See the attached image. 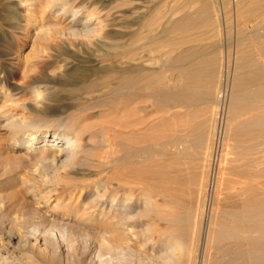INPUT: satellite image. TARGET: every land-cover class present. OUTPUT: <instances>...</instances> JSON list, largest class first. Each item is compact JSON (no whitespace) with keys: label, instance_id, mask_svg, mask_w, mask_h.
I'll return each mask as SVG.
<instances>
[{"label":"bare ground","instance_id":"bare-ground-1","mask_svg":"<svg viewBox=\"0 0 264 264\" xmlns=\"http://www.w3.org/2000/svg\"><path fill=\"white\" fill-rule=\"evenodd\" d=\"M216 1L217 0H171V5L169 6L170 15L168 16L167 13L168 18L163 21L158 11L157 14L153 13L156 3L155 5L149 6L151 2L147 5L145 4L147 0H118V8L133 4L131 7V14H133L132 18H129V20L126 19V22L124 20L125 24H121L122 27H130L133 29L130 31H113V36L121 39V42H113L111 44L115 49L121 47V49H117L114 52V55H127V60L123 66H119L120 68L114 64H108V66L103 64L105 65L103 72L107 77H113L112 75L114 72H119V79H117L115 83L111 80H107L100 88L94 87L97 81H91L90 86L92 89L83 91L68 90V96H63L60 95V92L57 90H53L52 88V90H50L49 85L43 86V88L41 86L25 90V86L21 85L20 82L16 80L15 76H18L20 80L27 77L30 66L23 64L22 60L17 56L16 50H12L11 46L6 44L8 36L5 35L4 29L6 27L4 25H9L10 27L16 25V28H24L25 31L28 32L34 29V31L31 32L32 34L29 33V38H31L33 42L32 49L34 50V56L37 57V60L35 62L33 61V65L38 68V66H41L40 63H44L42 59L54 55L49 53L47 49L46 40H48L49 37L55 38L64 35L99 37V35H102L106 30L107 19L103 16V13H100L96 8H90V6H92V0H0V18L4 20L2 21L4 25L0 23V115H5V119L0 124V132L4 130V134L7 133L5 140L9 148L13 151L25 149L23 152L24 154L27 153V155H21L19 157H9L12 159V162H0V169L3 174H8L14 168L18 167V165H22L21 162L26 159H28V161L34 159L33 168L37 166V168L45 174L52 171L51 168L58 169L70 165L75 166L76 161L82 154L93 150L92 147H89L88 140H94L97 137L95 130H93V128L96 127V123H90L86 120L90 117H97L98 119L99 116L105 112L108 116L106 117L105 115V118L98 119L101 120L97 123L98 125L100 124L98 131L102 133V135H100L102 136L101 141H104L106 145L111 148L109 149L108 146H106L107 148L105 149L108 150L105 151V155L102 157H109V155L116 154L119 151L123 152V154L115 159L100 161L101 166H111L112 164L118 163L120 159L126 161L131 156L136 157V162L133 161V163L137 165L132 168L131 171L134 173L133 175L131 173L129 174L128 171L121 172L119 170L109 173L108 176L102 178V180L97 183V186L90 189L92 190L90 193L93 191L97 192L96 196L94 195L95 197L82 204L83 208L77 205L80 199L76 200L74 206L67 204L69 201L63 206L62 202H60L61 197L58 198L55 204L50 207L51 214H47L49 215L48 221L50 224L57 225L58 223L63 231H65L69 227L74 226L75 221L81 222L85 220L86 225L89 226L106 220L111 223V227H108L110 243L106 244L107 242L104 243V240H100L99 243L106 249L119 251L120 249L127 248L126 243L128 242L124 239L125 237L127 239H131L132 236V238H135L137 225L134 219V212L137 211L139 207H142L143 209L140 211V216H142L143 219L148 220L147 215L156 211L162 219L168 221L167 225L164 227L165 231L169 232L168 236L166 235L157 240L153 238L151 240L149 236L145 237V239L147 238L148 240L146 244L149 242L154 244L150 250V264H193L195 260V264L197 263V258L194 256L193 242L190 244L187 240L190 233L188 230L190 228L187 227L183 230L180 228V222L184 220L182 218L180 219L182 215L178 216L179 218L171 215L173 218L171 216L169 218L168 216L170 213L168 212L167 214L165 210L160 208V205L169 206L171 204L170 200L172 198H170V196L178 197V189L180 187H174V184H178L182 182V180H185L184 174L180 172L183 171L182 168L177 167L175 165L176 162L169 163L167 160H165L166 162L161 161L158 166L156 165L157 170L154 171L156 173V182L154 180L153 182L159 184V198H156L151 190H145L143 187V185H145L144 172L146 171H144L140 158L144 152V146L141 145V143L145 137V132L143 130L145 126L144 116L142 115L144 106L142 102L146 87L144 81L146 77L145 73L151 69V67L146 66L149 63H147L148 54L145 51H147L149 45L157 44L156 40L159 39L161 35H164L162 32L164 31L165 33L166 27L172 31H180L179 33L182 31L186 32V37L183 35V38L178 36L175 38L171 33H169L168 36L167 34L165 35V38L167 36L169 42L171 39L180 38L178 39L179 43L184 42V44L189 40L187 36L188 32L194 27H198V29H200L199 27L204 28L212 21L214 23L213 28L217 29V31L221 30L222 21L224 20L227 22V16L222 10V13H220L216 5L217 3H215ZM232 3L237 7L238 12V14H236L238 22L234 28V49H226L223 55H221V53L219 54L220 51H213L211 53L200 52V49L198 50L195 46L194 48L188 47L183 50L177 47L181 52L176 54L175 60H186L189 62L192 57L201 58L205 56L206 58L205 60L202 58L201 61L198 59L201 64L199 63L195 66L191 65L192 67H189V64H193V61V63L190 62L187 64L189 66L185 67L186 64H184L183 67L181 66L183 71L181 74L184 73V75H182L184 81L183 84L174 85V92L169 88V83L164 84L168 90L163 88V91H166V101L173 99L180 108H188L198 101L204 103L208 100L212 101L213 112L211 113L213 115V125L215 126V130L214 132L212 131V133L215 135L218 130L217 126H219V117L222 114L220 110L224 100L223 97H225V82H227L226 79L228 75L232 77V87H230V89L232 88L233 91L229 104L231 115H233L234 119L228 124L227 134L238 141V152H234L235 154L237 153L238 163L233 166L232 163L235 159H226H229L230 162L233 161L231 163L233 168L230 167L229 171L233 170V172L240 177L236 182L241 185L239 188L235 189V187L232 186V182H230L229 188H233V190H231L227 196L235 199L237 198V201L231 208H221L222 210L219 213L216 212L219 215H214V217L211 215L209 217V226L203 252L200 259L198 258L199 264H264V0H232ZM47 9H52L53 12H56L53 16L54 18L58 17V19L60 18L61 20L64 18L63 21L65 20V22L52 21V24L44 23L43 16L39 15L40 17H38L36 13L37 11H46ZM121 11L120 14L113 16L115 20L118 19L119 15L124 16L126 13L125 9ZM68 13H70L69 17L66 16ZM202 34L204 35V33ZM123 38H126V40L122 41ZM143 38H146L144 42L141 41ZM191 38L196 40V36ZM165 40L166 39H164V41ZM219 40L221 41V38ZM176 41H173V43ZM159 42L160 41H158V43ZM179 43L176 42L175 44ZM124 56L122 58H124ZM202 60L205 61V64L206 62H211L210 69L213 68V71L211 70V77L202 79L201 76H203V72H207L209 68L207 67L209 64H203L204 61L202 62ZM155 62L157 63V61ZM204 65L206 67H204ZM33 68H31L32 71ZM157 72L159 73L158 70ZM154 76L155 75H153L154 79H150L148 86L152 89V92L156 90V92L160 93L159 90L162 88L159 89L157 85L153 86V82L159 79H155L157 75ZM79 78L80 80L82 79L81 77ZM83 79L85 78L83 77ZM114 80L116 79L114 78ZM159 81L157 82L160 83ZM26 93H29V96L27 99H23L21 96ZM164 102L165 101L162 103ZM178 106L173 110L174 112L179 111V109H177ZM71 108L73 109L68 112ZM19 109L21 110L19 111ZM198 113L199 110L195 111L194 109H190L183 117L184 120L187 121L183 122V119L181 120L182 123L178 121L177 125L179 127L181 125L184 126L181 128L183 134H176L178 128H174L173 126L174 124L177 126L176 123L170 125L171 128H174L173 130L171 129L172 134H168L165 130V132L160 131V139L164 136H171V140H167L166 137L164 138V140L166 139L165 142L161 141L163 138L159 140L158 143L160 147L158 150L166 154L169 148L168 144L176 146L181 143L183 146L178 148L180 153L192 147L195 148L197 153L202 149L203 154L200 151L202 163L198 165L205 166V162L211 159L213 154L211 155L209 152L210 145L207 143L208 134H206L204 128V120H199L188 125L189 119H187L188 116H191L190 114L197 116ZM172 117L173 116H171V118ZM196 118H199V116ZM94 120H96V118ZM164 121L163 119L162 122ZM162 122L160 121L158 124ZM162 125H164V123H162ZM167 131H169V129ZM193 132L196 133V136L192 140L184 137L185 135L193 134ZM87 137H89V139H87ZM171 148L172 146H170V149ZM173 153L175 154V152ZM170 154L171 153L167 155ZM177 154L179 155V153ZM197 155H199V153ZM160 159L162 158L160 157ZM152 166H154V164ZM209 166H211V164H209ZM19 177H21V175ZM204 179L206 180V178ZM204 179L202 181H204ZM197 181L199 182L198 179ZM21 182L25 183L26 180L22 179ZM200 183L202 182L200 181ZM204 185L203 183L201 184L199 188L200 191H198L199 193L196 190L199 196H202L200 197L201 201L205 200ZM30 191L38 204H41L42 201L47 205L49 204L50 201L45 198L44 194L37 196L40 194L39 189L31 188ZM203 205L205 206V204ZM189 207L192 208L190 205ZM195 215L203 219L205 216V208L198 204L195 209ZM189 216L190 214L188 213L184 218H190ZM55 217H58V220H56ZM73 217H75L74 220L72 219ZM151 221H146V228L144 230H146L147 233H151L153 230V223L155 222ZM146 232L145 234L147 235ZM163 232L164 230L161 233L163 234ZM180 232L186 237L179 236L178 234ZM127 234H131V237H127ZM193 239L194 236L192 235L191 241H193ZM212 248L214 250H211ZM9 256L15 257V254L0 247V260H2L3 263L6 262ZM164 259H167V261Z\"/></svg>","mask_w":264,"mask_h":264},{"label":"rangeland","instance_id":"rangeland-1","mask_svg":"<svg viewBox=\"0 0 264 264\" xmlns=\"http://www.w3.org/2000/svg\"><path fill=\"white\" fill-rule=\"evenodd\" d=\"M92 1H93L91 3L92 6H90V8L91 7L96 8L98 11H100V13H103V16L107 19L106 20V24H107L106 30L102 33V35L100 34L99 37L98 36H95V37L77 36L76 37V36H65V35L62 37H55V38L49 37L48 39L49 41L46 40V45L48 47L47 49L49 53L54 54V55H52L51 57H47L46 59H42L44 60L43 61L44 63H40L41 66H38V68H36L37 66L33 65V63L37 60V57L34 56V50L32 49L33 42L31 38H29V33L32 34L31 32H33L34 29H32L31 32H28V31H25L24 28H16L15 27L16 25H14L13 27H10L9 25H4V23L2 22L4 20H1L0 18V23H2V25L6 27L4 29L6 33L5 35L8 36V41L6 42V44L10 45L12 50H16V54L17 56H19L20 60H22L23 64L30 66L29 74L27 75V77L20 80L18 76H15L16 80L19 81L21 85L25 86L26 88L25 90H30V88L34 89V88H38L41 86L43 88V86L49 85L50 90L52 89L57 90L60 92V95L68 96V90L83 91V90L92 89V87L90 86L91 81H94V82L97 81L94 87L100 88L104 85L103 83H105L107 80H111L115 83L117 79H119V74H120L119 72H114L112 75L113 77L111 76L107 77L105 76L103 69L105 65L108 66V64H114L117 67L123 66L125 64V61L127 60L126 54H125L126 56H124V54L114 55V52L117 49H121V47L115 49L114 47L111 46V44L113 42L114 43L121 42V39L115 38L113 36L114 35L113 31L114 32H118L122 30L130 31L131 29H133L130 27L126 28V27L121 26V24H125L124 20L126 22L127 20H129V18L130 19L132 18L133 14H131V7L133 4L125 5L122 7L120 6L121 8H118L117 7L118 0H95V1L92 0ZM155 3H156V7L153 13L157 14V11H158L159 15L162 16L163 21H165L168 18L167 13H168V16L170 15L169 6L171 5V0L170 1L169 0H147L145 4L152 6V5H155ZM215 3H217L216 5L220 13L224 11L225 15L227 16L226 20L228 23L223 20L221 30L217 31V29H214L213 28L214 23L212 21H210V24L212 25L209 24L205 26L204 28L199 27L200 29H198V27H194L188 32L187 36L189 40H187L184 44V42L179 43L178 39L183 38V35L184 37H186V32L182 31L181 33H179L180 31H172L171 29H168V27H166L165 33L164 31L162 32V34H164L163 35L164 37L161 35L160 38L156 40L157 44L149 45L147 51H145L148 54L147 55L148 62L147 61L146 62L149 63L146 66L151 67V69L147 71V73H145L146 77L144 81H145L146 87H145V95H144L143 102H142V105L144 106V109H143L144 112L142 111V115L144 116L145 126L143 130L145 132L144 134L145 137L141 143V145L144 146V152L140 158L142 160L141 163L144 167V171H146L144 172L145 173L144 175L145 185H143V187L145 190H148V191L151 190L154 196L156 198H159L160 197V195L158 194L159 184L155 183L156 173L154 172L155 170H157L158 164L161 161L163 162L167 160V162L169 163L176 162L175 165L179 168H182L183 171H180V172L184 174L183 176L185 177V180H182V182L178 184H174V187L176 186L177 188L180 187L178 189V192H179L177 195L178 197L170 196V198H172L170 200L171 204L169 206L160 205V208L162 210H165L167 214L168 212L170 213V215L168 216L169 218L171 215L177 218H179L178 216L182 215L180 219L182 218L184 220H181L183 222H180V228H182V230L187 227L190 228V229L188 228L189 230L187 229L188 232H190L187 240L189 241L188 243L190 244L193 242L192 245L194 246V256L197 258L196 264H199V259L203 252L205 238H206L208 226H209V222H208L209 217L211 215L214 217V215H217L222 209H225L228 207L231 208L237 201V198L235 199V198L227 196L228 193L231 190H233V188H229L230 182H232V186L235 187V189L239 188L241 185L240 183L236 182L240 179V177L237 176L235 172H233L232 170L233 166H235V164L238 163L237 153L236 154L234 153V152H238V148H237L238 141H236V139L234 140V138L230 137L227 134L228 124L230 121H233L234 119L233 115H231V109H230V104H229L230 103L229 100H231V93L233 91L232 88L230 89V87H232L231 86L232 77L231 75L230 76L228 75L226 79L227 82H225V86H226L224 90L225 97H223L224 100H223L221 110H220V113L222 114L219 117V120H220L218 123L219 126H217V129L219 131L217 130L216 131L217 134L215 135L212 133V131L214 132L215 130V126L213 125L214 121L212 120L213 115L211 113L213 112V105H212L213 102L212 101L208 100L205 103L198 101L194 103L192 106H189L188 108L187 107L180 108L176 104V102L173 101V99H171L173 102L171 100L169 101L167 100L168 102L166 101L165 99L166 91H163V88L165 90H168L164 84L169 83L168 84L169 88L172 89L171 91L174 92L173 87L177 86L178 84H183L184 77L182 75H184V73L181 74V72H183L182 67L184 66V64H186L185 67L189 65H190L189 67H192L200 63L198 59H200L201 61L202 58L204 60L206 58L205 56L204 57L202 56L201 58L192 57L189 62L186 60H175V56H177L176 54L181 52L179 51V49L183 50L184 48H188V47L194 48L195 46V48H198V50L200 49L199 50L200 52L211 53L213 51H216V52L220 51L219 54L221 53V55H223L226 49H231V50L234 49L235 47L234 28L236 27V24L238 22V18H236L237 17L236 14H238L237 7L232 3V0H217ZM220 3L223 5H221ZM124 9L126 12L124 16L125 15L126 16L124 17V16L119 15L120 16L119 17L117 15L118 19L115 20L113 16L116 14H120V12H122L121 10H124ZM52 12H53L52 9H47L46 11L41 10V11H37V13L35 12L36 14H38V15L36 14L35 15L38 17L43 16V18L45 19V20L43 19V21L46 24H49V23L52 24L53 23L52 21L65 22V20L63 21L64 18L62 20L60 18L58 19V17L54 18L53 16L56 12H53V13ZM66 16L69 17L70 13L66 14ZM107 29H110V30H107ZM194 30H197V31H194ZM169 33L175 36V38L177 36L180 38H177L174 40L171 39L172 41L170 40L169 42L167 38ZM202 33H204V35ZM166 34L167 36L165 38ZM195 36H196V40H193V38L191 37H195ZM220 38H221V41L219 40ZM164 39L166 40L164 41ZM123 40H126V38H123L122 41ZM145 40L146 38H143V40L141 41L144 42ZM158 41H160L161 43L160 42L158 43ZM173 41H176L179 44H175L176 42L173 43ZM180 45L182 48L180 47ZM152 46L153 47L155 46V47L153 48ZM177 47L179 49H177ZM167 51H169L170 53ZM123 56L124 58H122ZM204 60H202V62ZM155 61H157V63ZM192 61L194 63L196 61V63L194 64ZM117 62H119L120 64ZM190 62H192L193 64H189ZM203 64H205V61ZM207 64H209L207 66L209 68L207 72L206 71L203 72L204 77L201 76L202 79L212 76L211 70L213 71V68L210 69L211 62L210 61L206 62L205 65ZM205 65L204 67H206ZM31 68H33V71ZM157 70L159 71V73L157 72ZM153 75L155 76L157 75V77L154 76L155 79L159 78L157 79V81L160 80L159 81L160 83H158L157 81L153 82V86L157 85L159 89L162 88L161 90H159L160 93L156 92V90L155 91L153 90L156 93L152 92V89L148 86L150 79H154ZM79 77H81L82 79L80 80ZM83 77L85 79H83ZM114 78L116 80H114ZM28 96H29V93H26L21 97L23 99L24 98L27 99ZM163 101L165 102L162 103ZM198 105L199 106L201 105V106L199 107ZM176 106H178L177 108L179 109L178 112L173 111L176 109ZM72 109L73 108L69 109L68 112L71 111ZM190 109H194L195 111L199 110V113L197 116H193L192 114H190L192 118L191 116L187 117V119H189L188 125L193 124L194 122H197L199 120L200 121L204 120V128L206 130V134H208L207 143H209L210 145L209 152L211 153V155L212 154L213 155L211 156V159L205 162L206 164L205 166L198 165L202 163V159H200L202 158V155H201L202 149H200L201 153L200 151L198 152L199 155H197L198 153L196 152L194 147L190 149L188 148L187 151L185 152L182 151L180 153L178 151L179 150L178 148H181L183 146V144L181 143V144H177L179 146L177 145L173 146L172 144H168L169 148L166 154H163L162 152L158 150L160 147L158 143L159 140H161L162 138H163V140H161L162 142H165L166 139L171 140V136L169 137L164 136L160 139V134H161L160 131L165 130L166 132H168V134H172L171 131L174 128H178V131H176V134H180V133L183 134V131H181V128H183L184 126L181 125L179 127L177 123L178 121L181 122L182 119H183L182 120L183 122L187 121V120H184L183 117L186 115V112L189 111ZM20 110L21 109H19V111ZM105 115L106 117L108 116V114H106L105 112L101 114L99 118L103 119L105 118ZM171 116H173L172 118L174 119H172ZM198 116L200 119L196 118ZM92 118L93 120L96 118V120L93 121ZM4 119H5V115L1 114L0 124ZM98 119L97 117H90L89 119L86 120L87 122H90V123H96L95 125L96 127L93 128V130H95L97 137L94 140L89 139V137H87V139H89L88 140L89 147H92L93 150L91 152L82 154V156L76 161L75 166L70 165V166H67V167L65 166V167H61L58 169L51 168L52 171L45 174V173H42L37 168V166L33 168L34 159L29 160V161L28 159H26L25 161L21 162L22 165H18V167L14 168L8 174H3L2 170L0 169L1 170L0 171V236H1L0 237L1 239L0 247H3V249L9 250L13 254H15V257L9 256V258L6 260L5 263H3L2 260H0V264H150V256H151L150 250L154 246V244H151L150 242L146 244L148 240L147 238L145 239V237L149 236V239L151 238L152 240L153 238L154 240H157L162 237H165L166 235L167 236L169 235V232H166L164 228L167 225L168 221L166 219H162L159 216V214H157L156 211L152 212V214L150 215H147L149 221L152 220L151 222L153 221L155 222L153 223V230L151 233H147L146 230H144L146 228V223H147L146 221L148 220L143 219L142 216H140L141 215L140 211H142L143 208L139 207L137 211L134 212V217H135L134 219L137 225L136 226L137 233L135 235V238H132L133 236L131 237V234H127L128 235L127 237L129 238L131 237V239H127L124 236L125 237L124 239L126 240V242H128L126 243L127 248L120 249L119 251L106 249L105 247H102L101 244L99 243L100 240L101 241L104 240V243L107 242L106 244L110 243V234L108 232L109 230L108 227H111V223L106 220L100 221V223H94L89 226L86 225L85 220L81 222L75 221V225L69 227L65 231H63V229L59 226L58 223L57 225L56 224L52 225L48 221L49 215L47 214H51L50 207H52L55 204L58 198L61 197L60 202H62L63 206H65V204L68 201L69 202L67 204L74 206V204L76 203V200L80 199L79 200L80 202L77 205L83 208L82 204L86 203V201L88 202L89 200H91V198L96 196L97 192L93 191L90 193V191H92L90 189L97 186V183L100 180H102V178L108 176L109 173L119 170L121 172L128 171V173L129 174L131 173L132 175L134 174L131 172L132 168H134L137 165L133 163V161L136 160L135 159L136 157L134 156H131L126 161H123L120 159L118 163L112 164L111 166L110 165L106 167L101 166L100 161L118 158V156L120 157L123 154V152L119 151L116 154L114 153V154L109 155V157H104V158L102 157L105 155V151L108 150V149H105L107 148L106 146L108 145H106L104 141H101L102 136L100 135H102V133L98 131L100 124L99 125L97 124L101 120H98ZM163 119L165 120L164 122H162ZM160 121L164 123V125H162V123L158 124L160 123ZM174 123H176L177 126H175ZM206 124H209V125H206ZM170 125H173L174 128H171ZM213 126H214V129H213ZM166 129L167 130L169 129L170 132L167 131ZM1 131L3 132L4 130H1ZM2 132H0V136H1V139H0L1 152L0 153H2L0 154V162L9 163V162H12V159L9 158L11 156L19 157L21 155H27V153L24 154L23 152L25 151V149H19L17 151H13L11 148H9L8 144L6 145V140H5L7 133L5 132L6 134H4V132L3 133ZM195 134L196 133L193 132V134H188L187 136L186 135L185 136L183 135V136L192 140L196 136ZM165 137L166 139L164 140ZM170 146H172L171 148L172 150L170 149ZM108 148L110 149L111 147L108 146ZM173 152H175L176 155ZM169 153L171 154L167 155ZM177 153H179V155ZM159 155L162 159H160ZM226 158H229L231 160L235 159L234 162L235 161L236 162L235 163L233 161L230 162V160ZM194 161L196 164L194 163ZM197 161L199 162L201 161V162L199 163ZM180 162H181V165H180ZM231 163L233 166H231ZM153 164L154 166H152ZM209 164H211V166H209ZM197 166H200V167H197ZM230 167H232L231 168L232 171H229ZM200 168H202L203 170ZM18 175L19 176L21 175V177H19ZM198 175L200 176V178ZM195 176H198V177H195ZM202 178L203 179L206 178V180L204 179V181H202L203 180ZM22 179L26 180V182L25 183L21 182ZM197 179L199 180V182L197 181ZM153 180L155 182H153ZM200 181L203 184H205L204 185V189H205L204 190V193H205L204 201H201L200 197L202 196L201 195L199 196L198 194L199 193L198 191H200L199 188L202 184L200 183ZM227 183L229 186L227 185ZM31 188L39 189L40 194H38L37 196L44 194L45 198L50 201L49 204L47 205L44 201H42L41 204H38L35 198L33 197L32 192L30 191ZM196 190L198 193L196 192ZM190 192L191 194L192 193L194 194L191 195ZM202 203L205 204V206ZM198 204H200L201 206L205 208V216L203 219L195 215V209ZM189 205L193 209L190 208ZM188 213L190 214L189 216L190 218L185 219L184 216ZM55 219L58 220V217H55ZM72 219L74 220L75 217H73ZM163 230L164 232L162 234L161 232ZM145 232L147 233V235L145 234ZM178 235L183 236L184 238L186 237L181 232ZM192 235L194 236L193 241H191ZM211 250H214V249L212 248ZM164 260L167 261V259H164ZM195 261L193 264H195ZM9 262H13V263H9Z\"/></svg>","mask_w":264,"mask_h":264}]
</instances>
